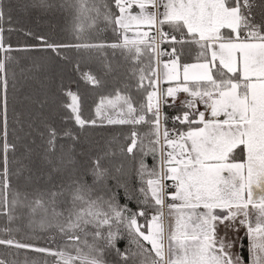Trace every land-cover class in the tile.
Wrapping results in <instances>:
<instances>
[{"label": "snow or ice", "instance_id": "1", "mask_svg": "<svg viewBox=\"0 0 264 264\" xmlns=\"http://www.w3.org/2000/svg\"><path fill=\"white\" fill-rule=\"evenodd\" d=\"M61 7L69 42L0 0V246L39 254L0 264H264V0Z\"/></svg>", "mask_w": 264, "mask_h": 264}, {"label": "trees", "instance_id": "2", "mask_svg": "<svg viewBox=\"0 0 264 264\" xmlns=\"http://www.w3.org/2000/svg\"><path fill=\"white\" fill-rule=\"evenodd\" d=\"M53 4V8L47 11L31 7L34 0H12L16 5L13 12V25L17 28H23L24 31H32L36 34L45 35L51 41L69 42L72 40L71 26L73 24L72 11L67 7H61L65 4V0H49ZM27 6V7H26ZM105 38H110L111 33H105ZM10 42L16 45L35 44L37 41L34 38L27 37L23 32L16 31L10 34ZM21 66L32 68L35 76L43 81L50 74L51 70L58 73H63L65 78H76L71 72V65L61 61L60 57L50 50H35L20 52L16 54ZM63 56L71 59H76L78 54L75 50L65 49L62 52ZM84 90L83 85L81 86ZM88 103L92 104L95 99V93H87ZM4 224V219L0 217V225ZM17 238H20L19 236ZM43 246V242H41ZM39 254L25 250L6 249L0 246V256L5 259H16L23 261L25 257L38 258Z\"/></svg>", "mask_w": 264, "mask_h": 264}, {"label": "built area", "instance_id": "3", "mask_svg": "<svg viewBox=\"0 0 264 264\" xmlns=\"http://www.w3.org/2000/svg\"><path fill=\"white\" fill-rule=\"evenodd\" d=\"M166 111H171L170 109H166Z\"/></svg>", "mask_w": 264, "mask_h": 264}]
</instances>
